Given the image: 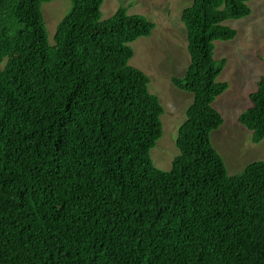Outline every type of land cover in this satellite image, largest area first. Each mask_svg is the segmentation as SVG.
Instances as JSON below:
<instances>
[{"label":"trees","instance_id":"obj_1","mask_svg":"<svg viewBox=\"0 0 264 264\" xmlns=\"http://www.w3.org/2000/svg\"><path fill=\"white\" fill-rule=\"evenodd\" d=\"M0 0V264H264V160L229 175L211 142L224 24L250 0H193L182 12L193 94L171 167L152 165L159 97L129 63L155 22L103 0H70L50 42L42 5ZM239 122L264 139V74Z\"/></svg>","mask_w":264,"mask_h":264},{"label":"rangeland","instance_id":"obj_2","mask_svg":"<svg viewBox=\"0 0 264 264\" xmlns=\"http://www.w3.org/2000/svg\"><path fill=\"white\" fill-rule=\"evenodd\" d=\"M193 0H103L101 19L113 15L120 6L130 14H142L155 26L149 36L139 37L130 45L134 50L129 63L143 70L150 79L149 90L163 106L161 115L163 135L151 150L152 165L168 170L178 153L175 140L179 127L187 120L186 111L193 102V94L179 89L173 78H182L190 64L186 29L182 22L183 9ZM252 12L224 24L237 30L234 39L215 41L214 58L225 59L219 81L228 83L213 105L224 123L211 132V142L222 156L227 173L239 174L251 162L264 160V139L254 143L251 132L242 125L239 114L250 106L249 95L264 74V0L248 2ZM70 0H50L41 11L48 37L53 35L60 20L70 10Z\"/></svg>","mask_w":264,"mask_h":264}]
</instances>
